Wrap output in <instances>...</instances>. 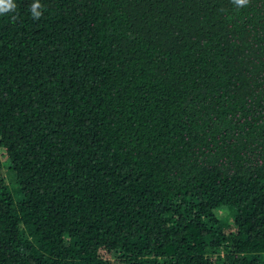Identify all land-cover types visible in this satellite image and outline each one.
<instances>
[{
  "label": "trees",
  "instance_id": "1",
  "mask_svg": "<svg viewBox=\"0 0 264 264\" xmlns=\"http://www.w3.org/2000/svg\"><path fill=\"white\" fill-rule=\"evenodd\" d=\"M12 2L0 264H264V0Z\"/></svg>",
  "mask_w": 264,
  "mask_h": 264
},
{
  "label": "clouds",
  "instance_id": "2",
  "mask_svg": "<svg viewBox=\"0 0 264 264\" xmlns=\"http://www.w3.org/2000/svg\"><path fill=\"white\" fill-rule=\"evenodd\" d=\"M234 3L239 6H244L248 3V0H234ZM15 4L12 2V0H0V13H5L10 10H13L15 8ZM38 7V5L32 6L33 15L38 17L40 14L35 11V9Z\"/></svg>",
  "mask_w": 264,
  "mask_h": 264
},
{
  "label": "rangeland",
  "instance_id": "3",
  "mask_svg": "<svg viewBox=\"0 0 264 264\" xmlns=\"http://www.w3.org/2000/svg\"><path fill=\"white\" fill-rule=\"evenodd\" d=\"M5 162V161H4ZM219 217L222 219V220H225V221H228L230 222L231 219H232V215H231V212L229 210H227L226 208H223L219 211Z\"/></svg>",
  "mask_w": 264,
  "mask_h": 264
}]
</instances>
